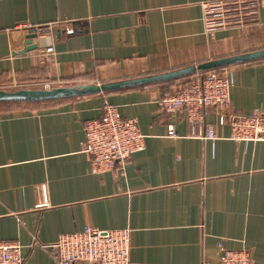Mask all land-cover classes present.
Instances as JSON below:
<instances>
[{"label":"crops","instance_id":"obj_1","mask_svg":"<svg viewBox=\"0 0 264 264\" xmlns=\"http://www.w3.org/2000/svg\"><path fill=\"white\" fill-rule=\"evenodd\" d=\"M212 2L220 12L206 14L202 4ZM47 45L49 62L38 56ZM260 49L264 6L256 0H0L6 92L118 83ZM227 67L224 117L208 107L194 129L184 112L157 105L192 73L0 100V240L21 243L23 264H59L42 245L60 234L127 228L128 264H220L218 243L264 264V141L235 142L227 124L233 113L264 115V59ZM105 102L137 119L144 148L95 173L82 151L83 122L99 118Z\"/></svg>","mask_w":264,"mask_h":264},{"label":"built area","instance_id":"obj_2","mask_svg":"<svg viewBox=\"0 0 264 264\" xmlns=\"http://www.w3.org/2000/svg\"><path fill=\"white\" fill-rule=\"evenodd\" d=\"M264 6V0H256ZM206 14L219 13L216 2L203 3ZM33 27L30 31L33 33ZM68 31V29H67ZM70 31V30H69ZM52 45L38 49V56L49 62L54 58ZM232 86L230 68L227 66L198 71L187 77L173 91L164 92L157 98L161 111L167 113L184 112L191 129L202 122L205 109L216 108L224 117L230 105ZM230 138L235 142L264 141V115L261 113H233L227 118ZM173 135L172 124L167 127ZM84 139L82 151L90 156V171L99 173L112 169L115 163L123 164L132 154L144 148L143 137L137 119L122 117L117 106L105 102L99 118L83 122ZM206 137H213L209 126ZM130 229H100L86 226L81 230L62 233L56 241L42 245L59 264L75 261L96 264H128ZM220 264H251L249 254L244 249H228L218 243ZM22 245L18 240H0V264H23Z\"/></svg>","mask_w":264,"mask_h":264},{"label":"water","instance_id":"obj_3","mask_svg":"<svg viewBox=\"0 0 264 264\" xmlns=\"http://www.w3.org/2000/svg\"><path fill=\"white\" fill-rule=\"evenodd\" d=\"M264 59V49H260L253 52H248L240 55H234L224 58H218L204 63H200L196 66L183 68L177 71H172L164 74L153 75L149 77L126 80L118 83H109L102 85H85L77 88H53L50 90L35 89V90H17L13 92H6L0 90V100H37V99H49L56 97H63L72 94H88L97 91H105L108 89L121 87L125 85H133L139 83H147L153 81H160L172 77H180L182 75L193 74L198 71H205L209 69H215L219 67L228 66L235 63H241L246 61Z\"/></svg>","mask_w":264,"mask_h":264},{"label":"rangeland","instance_id":"obj_4","mask_svg":"<svg viewBox=\"0 0 264 264\" xmlns=\"http://www.w3.org/2000/svg\"><path fill=\"white\" fill-rule=\"evenodd\" d=\"M6 90H9L10 91V90H14V89L13 88H6Z\"/></svg>","mask_w":264,"mask_h":264}]
</instances>
